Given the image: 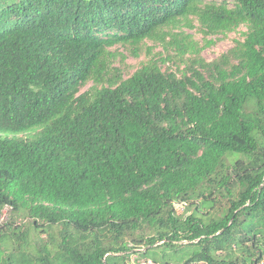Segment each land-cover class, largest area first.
<instances>
[{
    "label": "trees",
    "instance_id": "1",
    "mask_svg": "<svg viewBox=\"0 0 264 264\" xmlns=\"http://www.w3.org/2000/svg\"><path fill=\"white\" fill-rule=\"evenodd\" d=\"M0 130V264H264V0H0Z\"/></svg>",
    "mask_w": 264,
    "mask_h": 264
},
{
    "label": "rangeland",
    "instance_id": "2",
    "mask_svg": "<svg viewBox=\"0 0 264 264\" xmlns=\"http://www.w3.org/2000/svg\"><path fill=\"white\" fill-rule=\"evenodd\" d=\"M178 29H175L177 31ZM183 31L189 33L191 38L194 41H197L199 45H205V48L200 52V55L206 61H212L218 58L222 53L227 52L229 48L234 45V40L243 39V32L246 31L244 25H240L235 30L230 32H225L223 34L217 35H203L199 29L197 21H193V28L184 27ZM208 41L211 43L206 44ZM114 57H112V65L119 67L122 71L123 78L129 76L136 68H138L142 63L148 60L150 56H159L158 53H162L163 56H166L167 52L163 49L160 44L153 43L150 40H145L140 45V53L138 56H133L130 52L129 47H124L121 45H116L111 48H108ZM169 52L172 56V50L169 49ZM163 70L167 71H178L177 69H182L184 64L180 63L177 59L172 57L167 62L161 64ZM92 86V82L88 81L84 86L80 88V92H83L89 89ZM251 109V108H249ZM28 133L23 134L22 136H27ZM7 136V133L0 130V137ZM204 211L206 209H203ZM175 211L178 214H187L192 211V207L187 206L184 202L175 203ZM24 220L21 215L13 213L10 211L8 206L0 208V225L9 222H16L17 224ZM4 230L5 228L2 227ZM57 228L55 227V230ZM45 234H41L40 237H44ZM131 246V243H129ZM4 246L1 244L0 249L3 250ZM138 247H135L137 249ZM142 248V247H141ZM151 262L148 257L141 256L137 253H131L127 258L125 264H146ZM262 264V262H260Z\"/></svg>",
    "mask_w": 264,
    "mask_h": 264
}]
</instances>
